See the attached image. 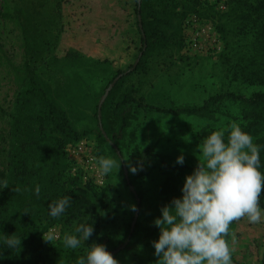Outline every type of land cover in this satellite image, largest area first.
<instances>
[{"label": "rangeland", "instance_id": "374dc122", "mask_svg": "<svg viewBox=\"0 0 264 264\" xmlns=\"http://www.w3.org/2000/svg\"><path fill=\"white\" fill-rule=\"evenodd\" d=\"M52 4L53 0H0L1 11L4 7L11 11L23 8L32 17L33 29L26 49L21 30L0 16V106L9 112L17 90L8 60L17 66L29 60L40 80L60 89L65 87L78 99V88L69 79L79 75L94 95L86 103L85 111L77 112L76 124L93 129L89 137L95 144V105L100 104L102 91L115 73L128 70L135 63L141 47L135 0H63L61 19ZM225 4V9L220 7L221 0L191 4L181 23L183 46L179 48L177 40L168 49L155 51L149 57L147 70L129 75L107 104L109 127L121 139L124 158L145 161L144 169L137 172L135 185L131 184L126 180L125 164L118 150L98 141L99 151L91 173L101 176L103 185L108 182L120 208L116 218L117 247L109 250L120 264H155L157 258L151 241L158 239L159 229L153 220L160 215L162 205L181 195L186 174L198 163V144L202 145L211 132L226 129L231 123L244 130L247 127L240 118V104L224 100L213 118L157 111L133 103L123 114L129 123L122 129L121 116L112 111L121 94L132 91L148 105L171 110L200 106L210 96L226 91L245 95L264 91V85L243 83L229 72L235 59L241 19L233 12L232 0H225ZM220 25L225 28L223 33L219 31ZM71 51H79L83 58L67 57ZM8 122L9 117L0 114V129L8 130ZM248 133L258 143L264 130L257 126ZM181 152L185 157L183 165L176 163ZM101 156L112 157L118 166L121 162L119 170L117 167L110 174H101L97 164ZM131 186L139 193L142 205L134 227L135 230L138 223L137 237L127 247L125 229L129 222L132 227L136 215L129 208L135 204ZM52 228L61 237L55 242L62 245L63 235L74 229L62 224ZM230 231L232 235L227 239L233 250V264H264V217L259 224L241 218L230 225ZM117 249L120 250L115 252Z\"/></svg>", "mask_w": 264, "mask_h": 264}, {"label": "trees", "instance_id": "16d2710c", "mask_svg": "<svg viewBox=\"0 0 264 264\" xmlns=\"http://www.w3.org/2000/svg\"><path fill=\"white\" fill-rule=\"evenodd\" d=\"M198 3L200 0H135V23L141 40L136 60L140 57V61L133 70L130 69L134 64L128 70L117 71L103 89L102 96L110 83L119 77L101 109L103 130L98 116L99 105H95L93 117L97 139L94 143L98 149L97 155L99 142L114 145L121 152V139L108 123L107 104L111 97L129 75L147 70L149 57L155 51L168 49L177 40L179 48L183 46L182 19L188 7ZM232 3L233 12L241 19V24L237 26L239 41L234 48L235 59L229 72L243 83L264 85V0H232ZM62 4L63 0H53L52 4L60 19L63 14ZM0 16L21 30L27 49L33 31L32 17L23 8L11 11L9 7L0 10ZM219 31L223 33L224 26L220 25ZM80 54L79 51H71L67 57L77 60L83 58ZM7 63L17 90L9 112L0 106V114L9 117L8 130L0 129V181H6L9 185L0 190V236L13 234L23 238L20 249L9 251L0 246V264H77L79 256L84 254V248L92 241L104 244L108 250L116 248V218L120 208L112 189L108 182L106 185H98L91 179L84 180L82 173L72 172L73 161L66 149L68 145L83 139L92 140L89 136L93 129L87 125L80 128L76 124L77 112L85 111L86 103L94 95L87 81L79 75L69 79V83L78 88V99L69 89H60L40 80L37 69L29 60H25L22 66L9 60ZM224 100L240 104V118L247 123L246 132L255 130L257 126L264 130V91L249 95L226 91L210 96L200 106L176 107L171 110L148 105L142 97L138 98L132 91H127L121 94L120 101L113 106L112 111L115 115L119 113L118 117L120 115L123 122L122 129H125L129 122L123 114L127 106L133 103L157 111L213 118L218 111L217 106ZM256 144L261 146L260 171L264 172V135ZM119 156L128 169L123 153ZM131 158L129 160L133 164L144 169V158ZM128 175L130 183L135 185L137 174H131L128 169ZM37 185L40 186L39 196L34 191ZM16 187L20 191H15ZM137 193H133L135 205L141 208L142 202L138 201L140 195ZM65 196L71 197L70 207L65 214L60 218L49 216V205ZM260 205L264 206V194L260 197ZM80 223H93L94 227L89 241L80 249H68L57 242L53 246L42 238L41 231H47L57 224L70 228ZM125 230V239L131 234L128 247L137 237L138 223L132 233L131 222Z\"/></svg>", "mask_w": 264, "mask_h": 264}, {"label": "clouds", "instance_id": "9594fccd", "mask_svg": "<svg viewBox=\"0 0 264 264\" xmlns=\"http://www.w3.org/2000/svg\"><path fill=\"white\" fill-rule=\"evenodd\" d=\"M227 133V136H226ZM261 146L239 124L231 123L226 129L208 134L198 144V163L186 174L181 195L162 205L153 224L159 229L158 239L151 241L155 264H233V250L227 239L232 235L230 225L241 218L259 224L264 217L260 197L264 194V172L260 171ZM183 152L176 163L183 165ZM133 175L142 168L125 160ZM101 174H110L118 167L110 156L97 160ZM0 181V190L8 187ZM15 191H20L19 187ZM40 195V186L35 187ZM71 197L65 196L49 205V216L62 217L70 207ZM132 212L138 209L129 205ZM41 231V230H40ZM94 231L93 223H80L62 237L65 248L77 250ZM46 243L54 246L61 237L55 228L41 231ZM4 234V233H3ZM23 236L4 234L0 246L14 251L21 248ZM77 264H120V261L102 243L92 241L84 248Z\"/></svg>", "mask_w": 264, "mask_h": 264}, {"label": "built area", "instance_id": "2783aa9c", "mask_svg": "<svg viewBox=\"0 0 264 264\" xmlns=\"http://www.w3.org/2000/svg\"><path fill=\"white\" fill-rule=\"evenodd\" d=\"M221 9L226 8L225 0H221ZM67 153L71 161H73L72 172L82 173L84 180L95 177V183L103 185V180L98 174L93 175L91 172L96 164L95 144L89 139H83L80 142L67 146Z\"/></svg>", "mask_w": 264, "mask_h": 264}, {"label": "water", "instance_id": "95a60500", "mask_svg": "<svg viewBox=\"0 0 264 264\" xmlns=\"http://www.w3.org/2000/svg\"><path fill=\"white\" fill-rule=\"evenodd\" d=\"M139 61H140V57L136 60V62L134 63L133 67H132L130 70L135 69V67L137 66V64L139 63ZM118 79H119V77H116L115 80L109 85L108 89L106 90V92H105V94H104V96H103V98H102V100H101V102H100V104H99V108H98V116H99L100 128H101L102 130H103V127H102V125H101V108H102V103L104 102V100H105L106 97L108 96L110 90L113 88V86L115 85V83L117 82ZM114 147H115V146H114ZM118 154L121 155V152L118 151ZM124 170H125L126 179H127L128 182H130V180H129V175H128V170H127V168H126L125 165H124ZM130 188H131V190L135 193L134 188H133L132 186H131ZM138 201H139V199H138ZM138 214H139V208H138V210L136 211L135 220H134V223L132 224V227H131V233H132L133 230H134V227H135V224H136V220H137ZM130 236H131V234H130ZM130 236H129L128 240L126 241V243L129 242ZM123 247H124V246H123ZM119 250H120V249H117V250H115V252H118Z\"/></svg>", "mask_w": 264, "mask_h": 264}]
</instances>
